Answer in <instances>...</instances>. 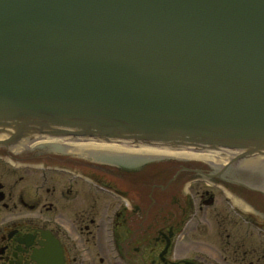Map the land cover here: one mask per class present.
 I'll use <instances>...</instances> for the list:
<instances>
[{
	"label": "water",
	"instance_id": "1",
	"mask_svg": "<svg viewBox=\"0 0 264 264\" xmlns=\"http://www.w3.org/2000/svg\"><path fill=\"white\" fill-rule=\"evenodd\" d=\"M0 134L264 153V0H0Z\"/></svg>",
	"mask_w": 264,
	"mask_h": 264
},
{
	"label": "flooded vegetation",
	"instance_id": "2",
	"mask_svg": "<svg viewBox=\"0 0 264 264\" xmlns=\"http://www.w3.org/2000/svg\"><path fill=\"white\" fill-rule=\"evenodd\" d=\"M212 153L0 138V264H264V154Z\"/></svg>",
	"mask_w": 264,
	"mask_h": 264
},
{
	"label": "bare ground",
	"instance_id": "3",
	"mask_svg": "<svg viewBox=\"0 0 264 264\" xmlns=\"http://www.w3.org/2000/svg\"><path fill=\"white\" fill-rule=\"evenodd\" d=\"M40 141H62V142H71V143L100 146V147L118 148V149H125V150L181 154V155H189V156L204 157V158L211 157V155L208 152H204V151L195 152V151L186 150V149H176V148L168 149V148L156 147V146L123 145V144H114V143H109V142L92 141V140L85 141V140H76V139H69V138L66 139V138L49 137V138H44Z\"/></svg>",
	"mask_w": 264,
	"mask_h": 264
}]
</instances>
